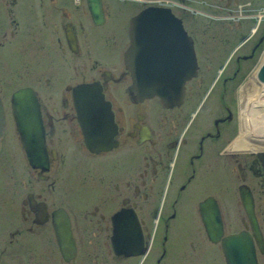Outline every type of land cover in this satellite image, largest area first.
I'll return each instance as SVG.
<instances>
[{
  "label": "flooded vegetation",
  "instance_id": "flooded-vegetation-1",
  "mask_svg": "<svg viewBox=\"0 0 264 264\" xmlns=\"http://www.w3.org/2000/svg\"><path fill=\"white\" fill-rule=\"evenodd\" d=\"M261 2L0 0V264H264V137L250 131L264 102L237 100L264 40L240 50L239 29ZM154 6L185 34L154 66L186 76L187 39L196 65L165 104L130 93L124 56L130 18ZM26 88L40 133L22 143L11 97Z\"/></svg>",
  "mask_w": 264,
  "mask_h": 264
},
{
  "label": "water",
  "instance_id": "water-1",
  "mask_svg": "<svg viewBox=\"0 0 264 264\" xmlns=\"http://www.w3.org/2000/svg\"><path fill=\"white\" fill-rule=\"evenodd\" d=\"M93 9L90 8V11H93ZM137 14L129 20V28L127 29L129 48L126 49L124 54V56L129 57V61L131 60L130 64L133 65L132 75L134 76L128 90L142 99L159 96L161 103L165 104L180 96L183 82L195 74L194 68L196 65L191 48L192 44L188 39L183 43L178 42L181 44L179 50L187 54L185 62L186 76L180 77V74L175 72L172 67H168L164 71L158 66H154L153 61H156L158 57L157 51L165 54L175 52V50L170 48L172 42L174 43L173 39H183L185 34L182 32L177 19L172 18L165 7H143ZM263 36L264 34L258 38L259 41L262 40ZM148 55L152 57L149 60H143ZM255 77L258 82L264 83V62L258 66ZM167 78L177 80L170 81ZM79 88L82 96L87 91H95L89 84L81 85ZM30 94L31 92L27 88L16 89L11 97V108L15 111L13 115L16 122L15 128L16 132L20 134L19 137L22 143L28 140L35 142V136L40 133L39 128L36 126L37 124L33 121L35 112L29 110L35 107V102ZM95 98L96 101L90 103V106H95L96 108L99 106L104 107L98 94L95 95ZM81 106L86 107L87 102L85 101L84 105ZM1 116L2 113L0 112V136L3 126ZM84 129H87V127H84ZM57 220L59 221V219ZM59 231L60 228L56 226L55 237L60 244L59 233L61 232Z\"/></svg>",
  "mask_w": 264,
  "mask_h": 264
},
{
  "label": "bare ground",
  "instance_id": "bare-ground-1",
  "mask_svg": "<svg viewBox=\"0 0 264 264\" xmlns=\"http://www.w3.org/2000/svg\"><path fill=\"white\" fill-rule=\"evenodd\" d=\"M178 2V1H177ZM90 6V5H89ZM94 6V5H93ZM90 7H92V6H90ZM179 7V6H178ZM95 8H96V6H95ZM94 8V9H95ZM182 10V9H181ZM133 17H134V15H133ZM230 19V18H229ZM180 20V19H179ZM182 26V25H181ZM264 28V27H263ZM258 32V31H257ZM261 34H263V33H261ZM188 36V35H187ZM190 37V36H189ZM259 37V36H258ZM188 38V37H187ZM264 38V37H263ZM175 40V39H174ZM263 41V40H262ZM264 42V41H263ZM262 43V42H261ZM260 44V43H259ZM257 47V46H256ZM260 47V46H259ZM261 48V47H260ZM251 51V50H250ZM231 52V51H230ZM254 52V51H253ZM257 52V51H256ZM260 52H262V51H259L258 52V54L260 53ZM248 53H250V52H248ZM166 54H168V53H166ZM172 54V53H171ZM257 54V53H256ZM183 55V54H182ZM244 55V54H243ZM185 56V55H184ZM241 56V55H240ZM255 56V55H254ZM127 57V59H128V56H126ZM163 57V56H162ZM235 57V56H234ZM180 58V57H179ZM249 58V57H248ZM126 59V58H125ZM163 59V58H162ZM165 60V59H164ZM126 61V60H125ZM127 62V61H126ZM156 62V61H155ZM258 62L260 63V64H262L263 62H264V56L262 57V58H259V60H258ZM257 62V63H258ZM155 64V63H154ZM165 64H167V63H165ZM179 64H180V62H179ZM156 65V64H155ZM178 66V65H177ZM160 68V67H159ZM164 70H166V69H164ZM182 70V69H181ZM178 71V70H177ZM180 71V70H179ZM181 73V72H180ZM182 74V73H181ZM254 75H255V73H254ZM254 75L251 77V78H253V80L255 79L254 78ZM190 79V78H189ZM177 80V79H176ZM247 82V81H246ZM242 84V83H241ZM249 86V85H248ZM262 87H260L259 89H258V87H255V86H252V89H249V90H247L246 89V87H245V89H242V91L241 92H243V93H241L242 95H241V98H240V101H242L243 102V100H245L244 101V103L245 102H252V104L253 103H255L256 105H261V104H263L262 102H264V100L262 99L263 97L261 96L262 95V93H264V85H261ZM250 90H252V91H250ZM182 92V91H181ZM240 93V92H239ZM182 95H183V93H182ZM240 95V94H239ZM260 96L262 97V98H260ZM32 97V96H31ZM34 100V99H33ZM239 101V100H238ZM179 102V101H178ZM258 107V106H257ZM261 107H262V105L260 106V109H261ZM264 107V106H263ZM242 109V107L240 108V110ZM254 109H255V107H254ZM259 110V109H258ZM252 111V114H255V115H257V117H255L254 118V120H252V123H253V127H255V129H253L252 130V128H250L249 130L252 132L251 134H253V136H256V137H258V136H260V137H264V117H262V116H258V114H259V111ZM242 111H247V110H244V109H242ZM261 112V111H260ZM37 114V113H36ZM36 114H34L35 116H36V118H37V115ZM262 115V114H261ZM34 116V117H35ZM33 117V118H34ZM36 118H34V119H36ZM36 123H37V121H36ZM255 130H257L256 131V133L254 134V131ZM254 139V138H253ZM240 236V235H239Z\"/></svg>",
  "mask_w": 264,
  "mask_h": 264
},
{
  "label": "rangeland",
  "instance_id": "rangeland-1",
  "mask_svg": "<svg viewBox=\"0 0 264 264\" xmlns=\"http://www.w3.org/2000/svg\"><path fill=\"white\" fill-rule=\"evenodd\" d=\"M259 5H262V6H264V0H263V2H261ZM131 6H132V4H129V3H123L122 4V10H126V11H130V10H128L129 8H131ZM252 26V22H249L248 20H246V21H244V22H242L241 23V27H240V32H241V34H243L244 36L246 35V34H248L249 33V31H250V29H249V27H251ZM258 32H256V34L254 35V36H252L251 38H250V40H248L246 43H244L239 49L240 50H243V51H246L247 50V48L255 41V40H257V37L262 33V31H263V28H262V25H260L259 27H258V30H257ZM264 41V40H263ZM262 41V43H261V45H260V47H264V42ZM247 74V76H248V73H246ZM245 74V75H246ZM246 76V77H247ZM251 77H252V75H250V80H249V82L251 81ZM252 82V81H251ZM17 84V83H16ZM15 84V85H16ZM15 85H13V86H15ZM253 86V85H252ZM252 86H251V88L250 89H252ZM254 86H256V87H258V89L260 88V87H262L261 86V84H255ZM12 88V87H11ZM250 91H252V90H250ZM240 93V95L239 94H237V100H239L240 101V98H241V93H243V92H241V91H239ZM262 97H264L263 95H261ZM260 96V98H262ZM245 100H243V102H244Z\"/></svg>",
  "mask_w": 264,
  "mask_h": 264
},
{
  "label": "built area",
  "instance_id": "built-area-1",
  "mask_svg": "<svg viewBox=\"0 0 264 264\" xmlns=\"http://www.w3.org/2000/svg\"><path fill=\"white\" fill-rule=\"evenodd\" d=\"M251 16L254 19H256V23H255V26H254V27H256L257 24H259L261 21L264 20V10L257 9L254 12H252Z\"/></svg>",
  "mask_w": 264,
  "mask_h": 264
}]
</instances>
